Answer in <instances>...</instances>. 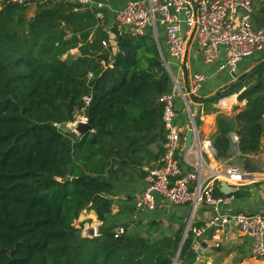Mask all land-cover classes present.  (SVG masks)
<instances>
[{
	"label": "trees",
	"instance_id": "1",
	"mask_svg": "<svg viewBox=\"0 0 264 264\" xmlns=\"http://www.w3.org/2000/svg\"><path fill=\"white\" fill-rule=\"evenodd\" d=\"M24 7L5 4L0 10V264H173L176 257L177 264H204L191 230L180 246L184 224L160 237L158 220L118 237L115 225L104 224L92 238L74 224L85 209L106 222L118 185L144 176V165L164 152L168 130L160 97L172 79L151 29L132 36L114 26L111 42L89 8L41 6L27 19ZM259 13L264 16V4ZM258 19L257 29L264 26V17ZM72 48L78 54L64 58ZM161 48L170 62L162 42ZM246 78L219 96L196 98L213 112L220 111L215 104L223 96L247 101L232 116L218 114L212 138L218 158L233 155L234 133L243 156L262 149L264 60ZM78 115L94 131L79 136L62 130ZM67 175L71 179H60ZM214 194L225 195L219 180Z\"/></svg>",
	"mask_w": 264,
	"mask_h": 264
},
{
	"label": "built area",
	"instance_id": "2",
	"mask_svg": "<svg viewBox=\"0 0 264 264\" xmlns=\"http://www.w3.org/2000/svg\"><path fill=\"white\" fill-rule=\"evenodd\" d=\"M6 4L50 6L70 3L75 10L91 5L92 0H3ZM102 4L99 3V6ZM256 0H135L129 1L115 16L114 26L120 33L132 36L144 35L151 29L156 39L164 64L172 75L173 86L169 92L160 97L163 103V121L168 130L164 143V152L159 160L144 165V186L134 196L136 209H153L158 199H167L174 204H190L192 213L187 222V234L191 230L199 240L208 228L235 222L244 235L250 236L252 256L264 259V210L238 213L222 212V205L231 201L230 195L214 194L216 180H226L235 186L248 183V172L242 166L230 165L225 170L210 166L203 153V142L196 123V114L191 107L189 96L196 94L203 86L206 75L192 71L186 75L188 83L184 90L179 80L171 72V61H181L187 54L191 40L195 41L197 51L204 63L211 64L225 55V61L218 66V71H225L235 77L240 62L256 53H264V31L258 30L252 16ZM104 18V14L97 13ZM163 27L166 50L171 57L167 61L160 43V29ZM108 45L107 40L102 41ZM75 48L69 49L68 55L75 56ZM104 66L110 65L102 60ZM183 101V107L189 115V128L195 131L193 145L185 156L184 168L179 153L183 147L182 128L177 122L176 100ZM86 103L91 101L89 95L84 97ZM236 139L238 136H234ZM207 155L213 157L215 148L207 144ZM199 149L196 151V148ZM195 153L197 159L192 161L188 154ZM225 176H228L226 178ZM201 204L210 205L215 215L203 226L194 224L195 214ZM76 225V223H75ZM77 226V225H76ZM84 226V225H83ZM83 228V227H82ZM124 226L115 228V237L124 234ZM229 231L224 237L229 238ZM100 232L96 228L95 236ZM219 237L216 246H220Z\"/></svg>",
	"mask_w": 264,
	"mask_h": 264
},
{
	"label": "crops",
	"instance_id": "3",
	"mask_svg": "<svg viewBox=\"0 0 264 264\" xmlns=\"http://www.w3.org/2000/svg\"><path fill=\"white\" fill-rule=\"evenodd\" d=\"M129 1L135 0H92L91 5H86L80 7L78 10L84 9H91L96 13L104 14V18L101 19V23L104 26V29L110 32V41H114V36L112 34V28L114 27V20L116 13L123 8ZM99 3L102 5L99 6ZM6 3L3 0H0V10L4 7ZM264 4V0H256L255 10L252 16V20L255 22V18L258 17V20H263L262 14L259 13V8L261 5ZM40 7L37 4L30 3L25 5L24 7V14L27 19H33L36 14L39 13ZM27 11L30 15L27 14ZM160 32H163V40L160 37V43L164 45L166 48V39H165V32L164 28H159ZM259 30L264 31V26L258 27ZM71 33L68 34L70 36ZM156 40V39H155ZM111 45V43H110ZM77 54L79 52L78 48H75ZM117 49L114 46V50ZM264 54V53H263ZM259 58V57H258ZM264 60V56L261 57L256 63H252L251 65L247 66L246 64L240 65L239 64V71L236 73L233 79H223L220 74L223 71H218V66L221 62L225 61V55L221 54L219 59L211 64L204 63L201 55L197 51V47L195 41L192 39L187 51V54L183 60V65H181V61L172 60L171 61V72L173 75L179 80L182 88L184 90L187 89L188 83L186 81V75L190 74L192 71H199L206 75V80L203 83L202 88L193 96H189L191 101V107L193 108L196 115L200 116L201 124L198 126L199 132L201 134L203 146V153L204 156L207 157V160L212 166L215 163L214 168H222L225 170L228 166V161L232 160L236 157H241L242 159L248 160L247 164L254 163L255 166L261 169V172H250L248 173L249 181L248 183L235 186L228 182L232 187H236L237 191H240V195H230L231 201L227 204L222 205L221 209L222 212L225 213H238V212H246V211H262L264 210V175L262 171L264 170V166L261 164L259 157L263 154L264 156V138L262 140V149L258 154L247 155L243 156L240 151L237 152L238 146L237 141L234 136L235 133L232 135L234 142L236 145L234 146L233 155L229 158H218L216 156V149L215 154L213 157L207 155V144H210L213 148V135L217 132V116L219 113H225L227 115L232 116L236 112H239L244 108L247 101L240 100L238 101L237 97L230 98V96H223V98L215 104V106L220 108V111L213 112V111H205V104L203 101H199L202 98H210L216 94L218 90L226 85H231L235 79L244 73L250 72L254 66ZM171 75V73H170ZM226 76V75H225ZM237 76V77H236ZM172 79V75H171ZM248 79L246 78V81ZM245 81V82H246ZM173 86V83H172ZM228 89V88H227ZM225 89V90H227ZM224 90V91H225ZM223 92V91H222ZM226 92V91H225ZM196 98H199L197 100ZM236 109V110H235ZM176 112H177V122L180 124L182 128V141L183 147L179 153V159L181 160L185 169H187V165L183 163L185 161L186 152L184 151V145L186 140L187 131L189 129V115L187 111L183 107V101L178 98L176 100ZM185 113L187 115V119L182 118L181 114ZM79 116V115H78ZM85 117V116H84ZM86 118V117H85ZM237 136V135H236ZM196 151L199 149L198 147L194 148ZM188 158L192 161L197 159L195 153L188 154ZM244 167V166H242ZM220 181V189L222 187V180ZM144 186V176L134 175V177L127 181L125 184L122 183L118 185V188L115 190L113 197V205H112V215L106 221V224L115 225V228L119 226H124L127 231L128 230H135L129 224L134 218L141 219L142 222H138V224L142 223L145 227H148V222L151 220H158L160 222L158 233L156 234L158 237L162 235H171L176 232L183 224L185 227L186 221L189 220L191 213H192V206L190 204H174L167 199H158V203L156 207L153 209H145L139 210L136 209L134 205V196L135 194L142 189ZM231 193V194H233ZM131 197V198H130ZM215 215L213 208L207 204H201L196 211L194 224L201 222L203 224L207 223L212 219ZM82 219H91L90 224L95 226L98 231L100 232L101 226L104 225L105 221L97 220V213L94 209H85L81 213L80 217L75 220L74 224L79 222ZM188 222V221H187ZM85 223V222H84ZM83 223V225H84ZM127 225V227H126ZM76 226V225H75ZM78 226V225H77ZM76 226V227H77ZM187 226V225H186ZM83 227V226H82ZM81 230L82 228L79 227ZM186 229V227H185ZM184 229V232H185ZM229 233V238H225L224 234L227 232ZM184 235V234H183ZM204 235V237H202ZM221 238L220 246H216V241L218 238ZM251 241L252 238L250 236L244 235L240 232L237 224L232 222L228 225L220 226V230L217 232L215 227H210L208 230L201 235L199 240H196L195 248L198 251V259L203 261L204 264H215L219 261H222V264H233V261L240 260L237 264H264V259L255 258L252 256L251 253ZM222 246H226L228 251L226 254H221L223 251L218 252V257H214L213 254H210L208 251L210 248H220ZM199 248L201 250H199ZM246 256V257H243ZM217 260V261H216Z\"/></svg>",
	"mask_w": 264,
	"mask_h": 264
},
{
	"label": "water",
	"instance_id": "4",
	"mask_svg": "<svg viewBox=\"0 0 264 264\" xmlns=\"http://www.w3.org/2000/svg\"><path fill=\"white\" fill-rule=\"evenodd\" d=\"M246 75L247 73H244L242 75H240L238 77V80H242V82H245V79H246ZM229 87V85H226L224 87H222L220 90H218L216 92L215 95L219 96L220 93L222 91H224L225 89H227ZM60 127L62 128L63 131L67 132V131H73L75 132L77 135H83L89 131H94V128L93 126L88 122L87 118L85 120H82V119H76L75 121L73 122H63ZM194 134H195V131L193 128H189L188 131H187V135H186V140H185V145H184V151L185 152H188L190 150V148L192 147L193 145V139H194ZM239 153V150L237 151ZM120 168V167H119ZM244 169L250 173V172H253V171H256V172H261V169L257 166H255L254 163H251V164H246L244 166ZM62 181H65V180H69L71 179V176L70 175H67L66 177L64 178H60ZM237 190L236 187H232L228 181L226 180H222V187H221V191L224 193V194H231L233 192H235ZM187 228H188V224L186 226V229H185V232H184V235H183V238H182V241H181V244L180 246L183 244L184 240H185V237L187 236ZM95 231H96V227L91 225L90 222H85L84 223V226L82 228V230L80 231L81 232V235L83 237H95ZM204 237V235L202 236ZM173 264H177V257L175 258L174 260V263Z\"/></svg>",
	"mask_w": 264,
	"mask_h": 264
},
{
	"label": "rangeland",
	"instance_id": "5",
	"mask_svg": "<svg viewBox=\"0 0 264 264\" xmlns=\"http://www.w3.org/2000/svg\"><path fill=\"white\" fill-rule=\"evenodd\" d=\"M27 14L28 15H30L29 14V12L27 11ZM160 37H161V39L163 40V32L161 31L160 32ZM107 42H108V45H104L105 47H109L110 46V42H109V40H107ZM264 56V54L263 53H256V54H254V55H251V56H248V57H245L241 62H240V65H243V64H246L247 66H249V65H251L252 63H256L259 59H261V57H263ZM259 57V58H258ZM238 71H239V68H238ZM238 73V72H237ZM226 75V76H225ZM219 77H221V78H223V79H226V78H228V79H233L234 78V76H232L230 73H228V72H225V71H223L221 74H220V76ZM237 77V76H236ZM235 80H237V78L235 79ZM245 81H246V79H245ZM235 97L236 96H233V97H231V98H234L235 99ZM237 99H238V97H237ZM238 101H240V100H238ZM193 109V108H192ZM236 110V109H235ZM181 116H182V118H184V119H187V115L185 114V113H183V114H181ZM78 119H82V120H85L86 118L83 116V115H79L78 117H77ZM259 160H260V162H261V164L264 166V156H263V154L259 157ZM247 162H248V160H245V159H242L241 157H236V158H234V159H232V160H229L228 161V164H227V166H230V165H238V166H245L246 164H247ZM212 166H215V163H213L212 164ZM259 175H264V170L262 171V174H259ZM262 178H264V177H262ZM126 179V178H125ZM127 181H129V180H124L123 181V183L125 184ZM97 220L99 221L100 219L98 218V216H97ZM89 221H91V219H82V221L80 220L79 222H77L76 223V225H78L77 227H81L82 228V226H83V223L84 222H89ZM188 221V220H187ZM187 221H186V224H185V227H186V225H187ZM138 222H142L141 221V219H137V218H134L132 221H130L129 222V224H130V226L132 227V228H135V230H138V231H140V230H142V231H144V229L145 228H142V227H145L142 223H140V224H138ZM104 224H106V222H104ZM106 225H108L109 226V224H106ZM199 250H201L200 248H199ZM220 251H223L221 254H226V252L228 251V249H227V247L226 246H222V247H220V248H215V247H212V248H210V250L208 251L210 254H213L214 255V257H218V252H220ZM243 257H246V256H243ZM219 259L221 260V258H218V262H216L215 264H222V261H219ZM217 261V260H216ZM240 262V260H236V261H233V264H237V263H239Z\"/></svg>",
	"mask_w": 264,
	"mask_h": 264
},
{
	"label": "bare ground",
	"instance_id": "6",
	"mask_svg": "<svg viewBox=\"0 0 264 264\" xmlns=\"http://www.w3.org/2000/svg\"><path fill=\"white\" fill-rule=\"evenodd\" d=\"M226 178H228V176H225Z\"/></svg>",
	"mask_w": 264,
	"mask_h": 264
}]
</instances>
